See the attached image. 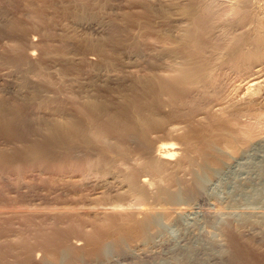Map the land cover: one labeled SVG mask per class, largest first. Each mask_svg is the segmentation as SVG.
<instances>
[{
	"label": "rangeland",
	"instance_id": "rangeland-1",
	"mask_svg": "<svg viewBox=\"0 0 264 264\" xmlns=\"http://www.w3.org/2000/svg\"><path fill=\"white\" fill-rule=\"evenodd\" d=\"M193 3L0 0V264H264V60L212 71L189 115Z\"/></svg>",
	"mask_w": 264,
	"mask_h": 264
},
{
	"label": "bare ground",
	"instance_id": "bare-ground-1",
	"mask_svg": "<svg viewBox=\"0 0 264 264\" xmlns=\"http://www.w3.org/2000/svg\"><path fill=\"white\" fill-rule=\"evenodd\" d=\"M224 2L226 5L228 3L227 8H224L226 11H223L228 15L226 19H224V13L220 14L218 11H211L213 6L209 0H194V3L189 6L187 11V14L192 17L190 20H193V26L191 25L192 29L190 28L191 30L185 34L183 42L179 44V58L185 59V63L179 68V102H181L183 106H189V115L199 112L204 109V105L209 104L208 102L211 98L206 94L208 90L215 86L213 84L214 78L211 76L213 74L212 71L218 73L222 69L228 68L229 70L239 72L243 67L247 69L249 66L258 62L261 63L260 61L264 60V18H259L260 10L262 11L264 6H256L255 3L253 5V0H224L223 5ZM257 2H262V5H264V0H258ZM219 29L223 30L221 32L224 34H230L232 37L218 38L217 34L219 33ZM240 30H242V33L240 32L237 35H233V33ZM226 36L227 35H225V37ZM194 93L195 96H197L196 93L198 94V99H192V94ZM140 110H142V108ZM89 112L88 115L90 114L92 116L93 112ZM209 119H211V117H209ZM82 122L70 124L71 126L68 128V135L66 136L68 140L71 141L74 138H80L85 143L87 142L89 128L87 129L86 123L84 122L83 124ZM126 122L127 119L123 118L122 121L116 124L115 131L111 132L112 135L115 136L114 138L120 141V143H124L125 139L128 137L126 134L128 130ZM94 125L91 126V128L95 130L92 135H95L94 133H96V135L100 134L101 132L99 131L101 128L98 129L97 127L96 129ZM102 134L106 135L104 132ZM185 135L189 137V134ZM103 137L105 138V136ZM187 137L184 136L183 138L186 139ZM168 146H170L169 150L165 149V147L168 148ZM168 146L163 148L160 146L159 151L157 150L162 160L165 158L171 159L170 157L173 156L172 151H170L172 150L171 144L169 143ZM235 235L236 234L229 232L227 234V241H229V245L233 250L232 259L236 262V259H240V256L246 253L240 251L236 243L237 239ZM247 255L252 259L249 254Z\"/></svg>",
	"mask_w": 264,
	"mask_h": 264
}]
</instances>
